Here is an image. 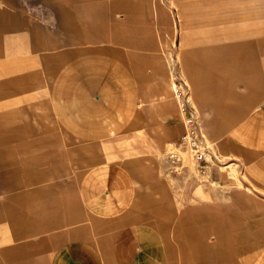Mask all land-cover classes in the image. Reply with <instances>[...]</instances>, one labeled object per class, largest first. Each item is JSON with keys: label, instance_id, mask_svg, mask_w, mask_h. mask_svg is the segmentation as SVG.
Wrapping results in <instances>:
<instances>
[{"label": "crops", "instance_id": "obj_1", "mask_svg": "<svg viewBox=\"0 0 264 264\" xmlns=\"http://www.w3.org/2000/svg\"><path fill=\"white\" fill-rule=\"evenodd\" d=\"M4 46L59 129L25 171L0 98V264H164L176 218L194 264H264V0H0Z\"/></svg>", "mask_w": 264, "mask_h": 264}, {"label": "rangeland", "instance_id": "obj_2", "mask_svg": "<svg viewBox=\"0 0 264 264\" xmlns=\"http://www.w3.org/2000/svg\"><path fill=\"white\" fill-rule=\"evenodd\" d=\"M43 47L27 46H4L3 61H0V88L3 93L0 98L4 102V137L17 139L13 144L19 146L21 162L24 161V169L27 170V156L29 147L36 148V151L44 150L45 146L52 145L51 142L28 140L40 139V135L54 133L59 129L58 111L54 110L55 100L49 93H44V73H43ZM202 142L193 137L187 138V151L182 148L178 151V156L185 159L190 155L192 162L196 152V146L202 149ZM12 144L9 142L4 143ZM75 144V143H69ZM174 208L178 207H165ZM166 223V222H165ZM168 234L165 237L164 245L170 247L174 245L179 249L175 259L171 255H164V264H194V254L192 251L202 249L203 243L194 236L183 222L176 220L169 224Z\"/></svg>", "mask_w": 264, "mask_h": 264}, {"label": "built area", "instance_id": "obj_3", "mask_svg": "<svg viewBox=\"0 0 264 264\" xmlns=\"http://www.w3.org/2000/svg\"><path fill=\"white\" fill-rule=\"evenodd\" d=\"M193 146H196V144H194ZM196 156L198 159H205L204 154L201 152H196Z\"/></svg>", "mask_w": 264, "mask_h": 264}, {"label": "bare ground", "instance_id": "obj_4", "mask_svg": "<svg viewBox=\"0 0 264 264\" xmlns=\"http://www.w3.org/2000/svg\"><path fill=\"white\" fill-rule=\"evenodd\" d=\"M177 87V86H176ZM179 95V94H178ZM181 100V99H180ZM194 161V160H193Z\"/></svg>", "mask_w": 264, "mask_h": 264}]
</instances>
